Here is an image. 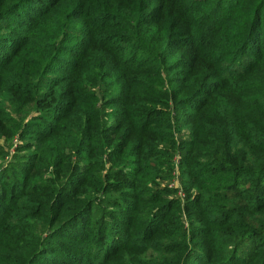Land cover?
I'll use <instances>...</instances> for the list:
<instances>
[{
    "label": "trees",
    "instance_id": "trees-1",
    "mask_svg": "<svg viewBox=\"0 0 264 264\" xmlns=\"http://www.w3.org/2000/svg\"><path fill=\"white\" fill-rule=\"evenodd\" d=\"M0 30V93L15 111L31 106L15 128L33 140L25 161L0 166V185L17 191L10 212L0 196V235L27 216L50 230L6 237L20 256L0 264H264V0H0ZM225 56L232 63L218 66ZM98 94H110L113 123ZM169 98L196 129L180 142L189 235L180 199L150 183V158L170 163L154 147L173 144L171 114L156 107ZM105 160L112 178L97 173ZM40 164L74 181L58 188ZM98 198L109 208L92 226ZM85 229L94 256L75 243Z\"/></svg>",
    "mask_w": 264,
    "mask_h": 264
},
{
    "label": "rangeland",
    "instance_id": "rangeland-1",
    "mask_svg": "<svg viewBox=\"0 0 264 264\" xmlns=\"http://www.w3.org/2000/svg\"><path fill=\"white\" fill-rule=\"evenodd\" d=\"M0 32L5 33L6 30H0ZM78 33L79 34L77 35L80 36L81 31H79ZM230 35L232 34L230 33ZM224 38H227V35L223 37L222 36L217 37V39H224ZM230 49L232 50V47H230ZM209 50L211 51V49ZM221 51H223L222 48H219L217 50L218 56H224L223 54H221ZM230 58L231 56H225L223 60L218 62V66H221V67L223 66L224 68L227 67L228 64L232 63V59ZM1 75L6 77V74L4 73H1ZM1 82H5V81L0 77V83ZM109 95L110 94H106V96L105 94H98L97 96L98 103L102 107V110L105 111L104 120L108 124L113 123L116 119H118V116H112L114 113L112 110V107H114V104H113L114 102L112 99H108ZM9 101L10 99L7 97L5 93H2V94L0 93V166H4L7 168L13 167L12 165H18L20 164V162L25 161L27 158V154L25 153L26 151L25 147L29 143L33 142L32 139L24 138L21 136L22 134L21 128H15L18 123H24L26 119L30 118V115H27V113L31 112L32 110L31 106H24L22 109L15 111ZM160 101L156 105L157 109L159 111L162 110L165 112H169L171 114L170 115V125H171L170 129H171V136H172L173 144L169 142H165L164 140H161L160 138H156V144L154 146L156 152L158 153L159 157H163V156H166L168 158L170 157V163L160 164L159 161L150 158V162L153 164L152 168L155 172V177H156V180L150 183H154L153 187H159V188L165 187L166 188L165 191L168 192L166 196L174 197L175 200L180 199L181 209H180L179 216H178L179 218L178 225H180L181 229L184 230L187 235H189L193 227L192 225H194L193 221H190V220H193L195 216L190 214V216L188 217L187 215L188 211L186 209L185 210L183 209V203L188 199L189 196H191L193 191L190 193H186V194L184 192L183 177L181 174L180 164H181L182 155H184L185 151L180 148V142L185 140L187 142L193 143L195 140V134L192 131L196 129L191 128L190 129L191 131H190L188 130L189 127L187 128L182 125L183 116H180L176 113L175 105L172 102V99L170 98L168 99L167 101L168 104H161ZM179 111L180 113H182L181 110ZM22 118H25V121H23ZM167 135H169V132ZM157 141H159L158 144H157ZM197 142H198V139H197ZM57 145L60 147V150H61L60 156L64 160L71 163L70 165L77 162L78 159L76 157L75 152L72 151L70 148H67L66 143L63 141L55 140L50 144V148L53 149L55 154L57 153V148H56ZM163 151H166V152L162 155ZM102 164L103 166H101V168L97 171V173L99 175H103L106 173L107 175L104 178L111 177L113 175L112 174L113 169L110 168L109 166L110 163H107L105 160L104 163ZM26 165H28L29 167L30 163ZM40 167L44 170V172L43 170H40L43 173L44 179L46 177H53V179H55L54 180L55 185H57L58 188L62 189L65 186L71 184L72 181H74V178L72 179L73 170H69L66 173H62V175L60 176L58 173L54 172V169L51 166L45 167V164H40ZM9 169L14 171V168H9ZM76 173H77V170L74 171V176L76 175ZM18 181L20 182V179ZM47 190L54 191L53 189H47ZM16 192L17 191H9V188L5 185H0V196L6 197L5 200H3V203L5 204L6 210L9 212L12 210L13 202H11V204L10 203L8 204L7 199H9V197H12V195L15 194ZM36 198L40 200L42 203L43 201H47L49 196L43 193H39L37 194ZM20 199L22 198H17V201H20ZM108 208L109 206L104 203H101L100 199L95 201L93 210L91 212V215L89 216V220H88L89 224H91L92 226L95 225V221L97 219L98 214L103 213ZM21 216L23 219L27 215L21 214L19 215V219H21L20 218ZM14 221L7 222L6 223L7 228L5 227V230L7 232L6 235L5 236L0 235V259L2 261H4L5 259H9V257H13V256L19 257L20 256L19 251L17 249L9 250L7 248H4L1 245V244H5V243H2V240H4L9 235L10 237H14L15 235H18V237L21 236L22 235L21 232H24V226H30L32 228L35 227L37 231L43 230V233L41 235L42 238H45L46 236H48L50 232V230L49 231L44 230L45 226L41 224H33L32 220H29V216H27V219L25 218L24 220L25 222L23 223H20L16 220ZM167 225L171 227L173 224L171 222H168ZM83 233H84L83 238L77 240L78 242H75V243H77V245L80 246V249L87 250L88 255L94 256L98 252V248L89 246L90 245L89 241L86 239L89 234V229L83 230ZM0 234H1V229H0ZM178 239L181 242L180 244L183 246L184 241H182L180 237L171 236V240H178ZM148 253H149V250L143 252L141 254V257L144 259H148V256H147ZM126 260L127 259H124V261ZM113 262L114 263H111L109 261L106 264H119V262H121L120 256L115 255Z\"/></svg>",
    "mask_w": 264,
    "mask_h": 264
}]
</instances>
